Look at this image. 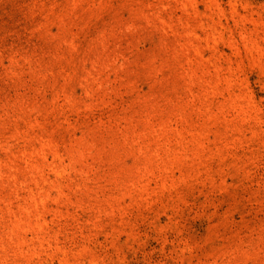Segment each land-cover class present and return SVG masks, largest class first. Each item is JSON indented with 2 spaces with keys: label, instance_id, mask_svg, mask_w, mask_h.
<instances>
[{
  "label": "rangeland",
  "instance_id": "374dc122",
  "mask_svg": "<svg viewBox=\"0 0 264 264\" xmlns=\"http://www.w3.org/2000/svg\"><path fill=\"white\" fill-rule=\"evenodd\" d=\"M0 264H264V0H0Z\"/></svg>",
  "mask_w": 264,
  "mask_h": 264
}]
</instances>
